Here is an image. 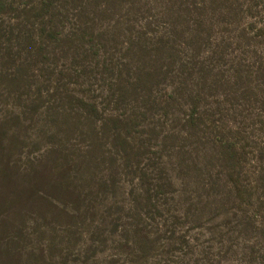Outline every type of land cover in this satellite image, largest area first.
<instances>
[{"label": "rangeland", "instance_id": "374dc122", "mask_svg": "<svg viewBox=\"0 0 264 264\" xmlns=\"http://www.w3.org/2000/svg\"><path fill=\"white\" fill-rule=\"evenodd\" d=\"M40 1L0 5V264H264V0Z\"/></svg>", "mask_w": 264, "mask_h": 264}, {"label": "trees", "instance_id": "16d2710c", "mask_svg": "<svg viewBox=\"0 0 264 264\" xmlns=\"http://www.w3.org/2000/svg\"><path fill=\"white\" fill-rule=\"evenodd\" d=\"M50 2H51V0H41V1H40V5H41L42 8H44V7H46L47 5H49ZM4 4H5V3L2 2V0H0V5H4ZM27 12H28V11H27ZM27 12H25V13H27ZM6 120H7V118H4L3 120L0 121V141H1L2 139L5 138V136H4V132H3V126H4V123L6 122ZM11 137H12V136H11Z\"/></svg>", "mask_w": 264, "mask_h": 264}]
</instances>
